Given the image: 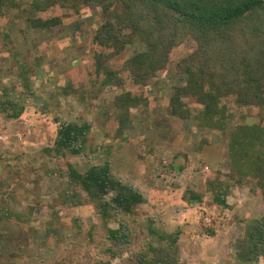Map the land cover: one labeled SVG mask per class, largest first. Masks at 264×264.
<instances>
[{"label": "rangeland", "instance_id": "rangeland-1", "mask_svg": "<svg viewBox=\"0 0 264 264\" xmlns=\"http://www.w3.org/2000/svg\"><path fill=\"white\" fill-rule=\"evenodd\" d=\"M19 1L24 10L30 0ZM56 17L60 24L48 22ZM36 18L40 29L30 27L21 11H8L0 20V205L15 213L0 220V264L105 260L102 250L108 241L100 232L91 239L86 234L98 222L92 207L61 199L69 170L85 173L91 167H107L146 200L132 215L108 223L113 229L120 220L129 223V255L141 251L150 226L180 232L179 264H264L262 259L235 261L229 254L230 242L243 235L242 220L264 214L260 197L243 186L231 189L227 207H207L208 192L202 202L188 198L216 171H229L227 144L233 131L239 125L264 127V103L239 107L233 98L223 100L222 130L203 127L202 106L195 99L182 98L188 113L176 118L170 99L185 85L178 68L196 49L191 37L171 49L166 65L146 85L135 84L125 67L146 46L136 42L127 47L107 63L120 79L109 85L95 72L98 55L109 54L96 41L103 23L100 8L55 6ZM124 93L140 103L121 115L115 102ZM7 102L21 108L16 118L10 117L14 110ZM69 124L87 130L72 141L73 151L66 148L56 155L59 130ZM74 223L81 238L74 237ZM76 241L79 247L73 249Z\"/></svg>", "mask_w": 264, "mask_h": 264}, {"label": "trees", "instance_id": "trees-1", "mask_svg": "<svg viewBox=\"0 0 264 264\" xmlns=\"http://www.w3.org/2000/svg\"><path fill=\"white\" fill-rule=\"evenodd\" d=\"M21 6L19 0H0V20L8 11H21V15H27L30 27L40 29L43 25L36 15L55 6L74 11L81 6L100 8L103 23L96 33V41L99 47L109 50V54L98 55L95 72L102 75L104 84L109 85L120 84V79L108 69L107 63L127 47L136 42L146 46L144 52L125 64L131 80L146 85L154 72L166 65L171 49L191 37L196 49L178 68L180 74L185 75V85L177 87L170 99L171 114L176 118H183L188 113L182 98L195 99L202 106L203 127L222 130L227 110L223 100L233 98L239 107L262 106L264 103L263 0H30L26 9L21 10ZM59 19L47 21L60 24ZM1 41L0 32V45ZM139 103L137 98L124 93L115 105L119 114L126 115L129 108ZM4 104L14 110L10 117L16 118L21 112V108L11 102ZM85 130L86 125L72 124L60 129L61 139L54 153L62 154L60 152L66 148L73 151L75 148L70 149L72 143ZM227 150L231 163L229 171L224 174L216 171L213 177L204 181L199 191L188 192L191 203L202 202L203 194L208 192L211 199L207 207H227L226 197L231 189L243 186L264 202V127L257 124L237 126ZM61 194L63 202L89 205L96 214L98 222L88 228L87 237L91 239L94 233L100 232V237L108 241L102 250L106 258H100L97 264H113L112 261L116 264H179L178 230L167 232L161 227L148 226L149 237L141 251L127 253L131 240L129 223L120 220L115 229L108 223L132 215L146 204V200L133 187L112 177L107 167H91L85 173L70 169L69 184ZM14 214L0 205V220L3 215ZM16 218L24 221L19 215ZM242 221L243 235L230 242V256L244 263L264 261V214ZM73 226L74 237L81 238L77 223ZM79 242L76 241L72 248L79 247Z\"/></svg>", "mask_w": 264, "mask_h": 264}]
</instances>
